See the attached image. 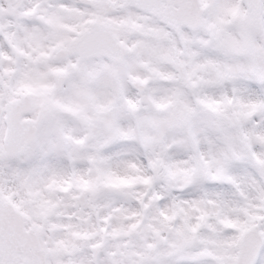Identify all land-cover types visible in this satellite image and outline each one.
Wrapping results in <instances>:
<instances>
[{"label":"snow or ice","instance_id":"snow-or-ice-1","mask_svg":"<svg viewBox=\"0 0 264 264\" xmlns=\"http://www.w3.org/2000/svg\"><path fill=\"white\" fill-rule=\"evenodd\" d=\"M0 264H264V0H0Z\"/></svg>","mask_w":264,"mask_h":264}]
</instances>
